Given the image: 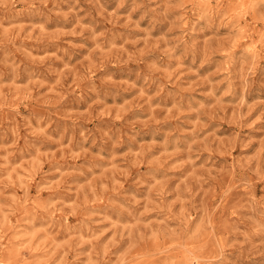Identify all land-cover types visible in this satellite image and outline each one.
I'll return each instance as SVG.
<instances>
[{
  "label": "rangeland",
  "instance_id": "rangeland-1",
  "mask_svg": "<svg viewBox=\"0 0 264 264\" xmlns=\"http://www.w3.org/2000/svg\"><path fill=\"white\" fill-rule=\"evenodd\" d=\"M0 264H264V0H0Z\"/></svg>",
  "mask_w": 264,
  "mask_h": 264
}]
</instances>
